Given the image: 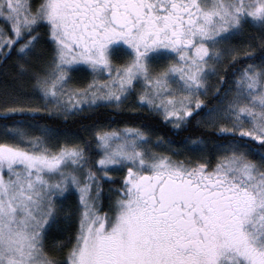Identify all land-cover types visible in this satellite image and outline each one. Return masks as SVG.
<instances>
[{
	"label": "snow or ice",
	"instance_id": "6c2138e0",
	"mask_svg": "<svg viewBox=\"0 0 264 264\" xmlns=\"http://www.w3.org/2000/svg\"><path fill=\"white\" fill-rule=\"evenodd\" d=\"M0 264H264V0H0Z\"/></svg>",
	"mask_w": 264,
	"mask_h": 264
},
{
	"label": "trees",
	"instance_id": "16d2710c",
	"mask_svg": "<svg viewBox=\"0 0 264 264\" xmlns=\"http://www.w3.org/2000/svg\"><path fill=\"white\" fill-rule=\"evenodd\" d=\"M14 59H15V57L12 58V60H14ZM12 60L9 61V64L12 63ZM70 127L75 129L77 126L72 124V125H70ZM155 130L159 135H164L166 139L171 137L173 140H175L177 142L183 140V138L188 137V136H191L193 139H195L196 135H197V133L195 131L194 122H193V127L190 128L188 131L174 132V131L170 130V126L164 125V124L157 125ZM176 146H179V143H177Z\"/></svg>",
	"mask_w": 264,
	"mask_h": 264
},
{
	"label": "rangeland",
	"instance_id": "374dc122",
	"mask_svg": "<svg viewBox=\"0 0 264 264\" xmlns=\"http://www.w3.org/2000/svg\"><path fill=\"white\" fill-rule=\"evenodd\" d=\"M202 99H204V98L202 97ZM206 99L210 101V100H211V97L209 96V97H208V98H206Z\"/></svg>",
	"mask_w": 264,
	"mask_h": 264
}]
</instances>
